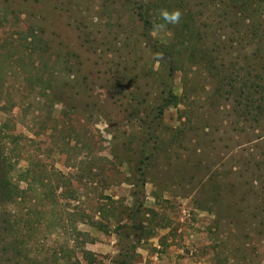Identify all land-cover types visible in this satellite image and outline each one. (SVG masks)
I'll use <instances>...</instances> for the list:
<instances>
[{
	"label": "rangeland",
	"instance_id": "rangeland-1",
	"mask_svg": "<svg viewBox=\"0 0 264 264\" xmlns=\"http://www.w3.org/2000/svg\"><path fill=\"white\" fill-rule=\"evenodd\" d=\"M136 1L0 0V264H264V0Z\"/></svg>",
	"mask_w": 264,
	"mask_h": 264
},
{
	"label": "trees",
	"instance_id": "trees-1",
	"mask_svg": "<svg viewBox=\"0 0 264 264\" xmlns=\"http://www.w3.org/2000/svg\"><path fill=\"white\" fill-rule=\"evenodd\" d=\"M134 3H135V6L137 7L138 9V18H139V21L144 25V27L148 30L151 29V26H150V20L149 18L147 17V12L149 10V8H146V5H143V3H139L137 2L136 0H133ZM148 5V4H147ZM144 6V9H142V7ZM155 49L152 50V53L155 54V59L159 60L161 63L165 64V67H166V77L165 79L162 81V85H165L167 86L168 83H170V80L172 79V76H173V73H174V67L171 63H167V61H171V58H170V55L169 53H167L166 51H162V55L160 57V53H159V49L156 48L155 46L153 47ZM165 58L164 60H162L161 58ZM166 61V62H165ZM253 70H255L253 68ZM252 84V83H251ZM253 85V84H252ZM162 97H161V100H162V104L161 106L159 107L160 109L159 110V115L157 116V120H161V115H162V110L165 108V107H169L171 105H175L176 104V97L172 95L171 92H169V90H165V91H162ZM250 98L252 99L253 98V94L250 95ZM251 105L253 106L254 110H255V116L256 115H260L261 112V109H260V103L257 104V105H254V101H251ZM252 113V111L250 112V114ZM148 159V158H147ZM142 174V169L140 171ZM18 189L16 187H12L10 185V183H8V181L6 179H2L0 180V193L2 195H4L5 197H13L15 196L18 191ZM140 215V211L138 208H136L135 210H131V213L129 215V220L131 222L130 226L127 227V229L129 230L128 234H127V237L131 236L132 237V240H131V249L130 252H127L129 250H126L124 253H125V259H124V264H130L132 262V260L134 259L132 256L134 254V248H135V244H137L141 238L143 237V232H142V228L140 227V225H136L137 223V219H138V216ZM137 230H139L140 232H138ZM135 231V232H134ZM133 232V233H132ZM84 254L86 255L85 258H86V261H87V264H96L95 263V260L93 259L94 256L92 253L88 252L86 253V251H83ZM58 253H55L54 257H56ZM70 262V261H68ZM68 264H81L79 261L77 260H74V263H68Z\"/></svg>",
	"mask_w": 264,
	"mask_h": 264
},
{
	"label": "clouds",
	"instance_id": "clouds-1",
	"mask_svg": "<svg viewBox=\"0 0 264 264\" xmlns=\"http://www.w3.org/2000/svg\"><path fill=\"white\" fill-rule=\"evenodd\" d=\"M177 18H178V14H177Z\"/></svg>",
	"mask_w": 264,
	"mask_h": 264
}]
</instances>
